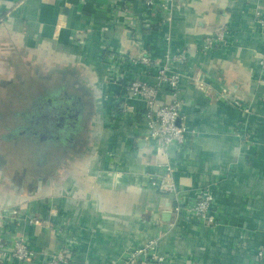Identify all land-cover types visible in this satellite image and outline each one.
Wrapping results in <instances>:
<instances>
[{
    "label": "crops",
    "instance_id": "1",
    "mask_svg": "<svg viewBox=\"0 0 264 264\" xmlns=\"http://www.w3.org/2000/svg\"><path fill=\"white\" fill-rule=\"evenodd\" d=\"M263 5L175 0L168 22L143 0H0L4 87L35 76L36 99L50 90L68 103L57 100V115H70L50 129L33 178L0 154V232L23 234L39 254L4 264H40L63 250L68 264H121L148 239L167 264H264V30L255 18ZM221 28L223 41L204 48ZM169 48L186 50L179 85L188 133L165 154L146 137L144 102L124 99L115 76L155 83L129 60ZM159 100H171L163 86ZM8 133V142L25 134ZM167 158L183 201L210 188L215 224L174 221L173 195L149 180Z\"/></svg>",
    "mask_w": 264,
    "mask_h": 264
},
{
    "label": "built area",
    "instance_id": "2",
    "mask_svg": "<svg viewBox=\"0 0 264 264\" xmlns=\"http://www.w3.org/2000/svg\"><path fill=\"white\" fill-rule=\"evenodd\" d=\"M149 9L163 10L167 13L165 21L171 20V10L175 0H143ZM256 21L263 26L264 30V5L255 12ZM225 29L216 30L213 34L205 37L203 46L207 48L215 43H220L224 39ZM264 37V31H263ZM185 48H177L172 51L166 50L162 58H153L149 55H140L131 58L132 65L145 66V73L155 77L156 82L150 83L145 79L128 78L124 72H119L115 76V81L122 82V96L124 99L134 98L144 102L143 115L146 119V137L153 140L158 148L165 154L169 146H182L185 143L188 133L187 127L182 123L181 107L183 98L180 96V79L182 73L180 67L186 62ZM116 60L112 61L114 65ZM115 66V65H114ZM197 77V76H196ZM201 78L197 77L196 81ZM204 85V83H203ZM168 89L171 100H159L161 87ZM206 87V88H205ZM206 91L214 88L205 85ZM164 168L163 172L157 176H149L150 183L161 192L173 195L175 204L172 208L174 221L178 218L184 220L195 217L205 225L215 224V216L212 208L213 195L209 187L201 188L197 195L186 202L181 199L180 190L174 179V167L167 160L160 164ZM33 223H40L39 217L30 218ZM171 222L174 225L175 222ZM262 250L258 251L259 256H263ZM38 252L30 247L23 234L5 237L0 232V264H4L7 258L30 263L38 258ZM70 256L63 250L42 261L40 264H68ZM121 264H167L165 256L157 252V239H148L140 246L127 254Z\"/></svg>",
    "mask_w": 264,
    "mask_h": 264
},
{
    "label": "rangeland",
    "instance_id": "3",
    "mask_svg": "<svg viewBox=\"0 0 264 264\" xmlns=\"http://www.w3.org/2000/svg\"><path fill=\"white\" fill-rule=\"evenodd\" d=\"M3 79L0 78V154L9 153V163L24 165L20 168H25L33 178L37 159L42 160L50 147L47 138L50 129L55 130L54 126L59 122L70 124L68 113L57 115V100H61L65 106L68 103L50 90H45L39 103L34 90V85L37 86L38 83L35 76L15 77L7 87H4ZM34 113L41 117L33 118ZM19 131L25 133L22 139L18 137L9 142L5 140L8 132L13 137Z\"/></svg>",
    "mask_w": 264,
    "mask_h": 264
},
{
    "label": "water",
    "instance_id": "4",
    "mask_svg": "<svg viewBox=\"0 0 264 264\" xmlns=\"http://www.w3.org/2000/svg\"><path fill=\"white\" fill-rule=\"evenodd\" d=\"M169 213H170V212H169ZM169 213H168V214H169ZM168 214H167V215H168Z\"/></svg>",
    "mask_w": 264,
    "mask_h": 264
}]
</instances>
